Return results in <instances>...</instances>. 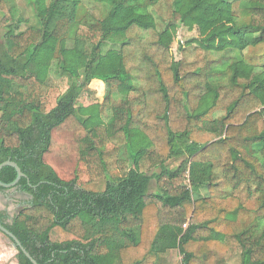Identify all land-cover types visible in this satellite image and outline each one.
I'll return each mask as SVG.
<instances>
[{
  "label": "trees",
  "instance_id": "16d2710c",
  "mask_svg": "<svg viewBox=\"0 0 264 264\" xmlns=\"http://www.w3.org/2000/svg\"><path fill=\"white\" fill-rule=\"evenodd\" d=\"M17 1L0 163L29 198L0 223L38 264H264V0H28L27 28ZM180 26L200 38L172 59Z\"/></svg>",
  "mask_w": 264,
  "mask_h": 264
},
{
  "label": "rangeland",
  "instance_id": "374dc122",
  "mask_svg": "<svg viewBox=\"0 0 264 264\" xmlns=\"http://www.w3.org/2000/svg\"><path fill=\"white\" fill-rule=\"evenodd\" d=\"M17 6L23 16L28 19V22H25L23 28H27L32 24H36L37 18L35 15V11L28 0H18ZM198 34L199 33L196 29L190 30L185 26H180L177 31L174 32V37L170 47L172 59H179V57L181 56L179 45L181 44L182 40L185 41V37L189 39H197L200 38L198 37ZM195 44L197 43L195 42ZM52 77L54 78V86L59 89V92H63L67 88V79H61L55 73H52ZM90 87L96 92L94 97H83L80 100V104L82 103L89 105L90 103H95L97 100L101 102L104 99L106 89L105 84H102L101 81L95 80L90 84ZM152 189H156L155 181H153ZM27 198H29L28 194L21 193L16 188H10L5 191H0V209L7 210L11 215H14L25 205L23 200ZM18 255V249L14 247L10 238L0 231V264H19ZM181 258L182 257L179 251L177 249H173L171 254V261L175 264H178Z\"/></svg>",
  "mask_w": 264,
  "mask_h": 264
},
{
  "label": "water",
  "instance_id": "95a60500",
  "mask_svg": "<svg viewBox=\"0 0 264 264\" xmlns=\"http://www.w3.org/2000/svg\"><path fill=\"white\" fill-rule=\"evenodd\" d=\"M13 166L16 171H17V177L13 182L6 183L0 180V185L5 187V188H15L17 183L20 181V179L23 176H26V174L23 172L19 164L11 159H8L2 163H0V170L5 167V166ZM0 231L3 232L5 235H7L10 240L12 241L13 245L17 249H21L31 260L34 264H38V262L32 257V255L26 250V248L23 246L22 242L20 239L13 233L11 232L8 228H6L4 225L0 223Z\"/></svg>",
  "mask_w": 264,
  "mask_h": 264
},
{
  "label": "crops",
  "instance_id": "0c3cea01",
  "mask_svg": "<svg viewBox=\"0 0 264 264\" xmlns=\"http://www.w3.org/2000/svg\"><path fill=\"white\" fill-rule=\"evenodd\" d=\"M95 80L101 81V80H99V79H94L93 81H95ZM93 81H92V82H93ZM101 83H102V84H104V82H103V81H101Z\"/></svg>",
  "mask_w": 264,
  "mask_h": 264
}]
</instances>
